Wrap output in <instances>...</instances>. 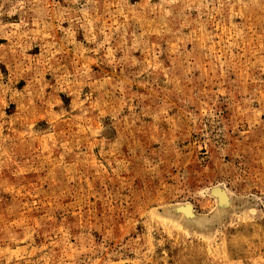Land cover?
I'll use <instances>...</instances> for the list:
<instances>
[{
	"label": "rangeland",
	"instance_id": "rangeland-1",
	"mask_svg": "<svg viewBox=\"0 0 264 264\" xmlns=\"http://www.w3.org/2000/svg\"><path fill=\"white\" fill-rule=\"evenodd\" d=\"M0 264H264V0H0Z\"/></svg>",
	"mask_w": 264,
	"mask_h": 264
},
{
	"label": "bare ground",
	"instance_id": "bare-ground-1",
	"mask_svg": "<svg viewBox=\"0 0 264 264\" xmlns=\"http://www.w3.org/2000/svg\"><path fill=\"white\" fill-rule=\"evenodd\" d=\"M220 188H221V187H220ZM213 189H214V188H213ZM214 190H215V189H214ZM221 190H223V189H221ZM212 191H213V190H212ZM221 192H222V191H221ZM221 192L218 191V193H217V195H218V197H219V198L217 197L218 199H223V198H224V194H223L224 191H223L222 193H221ZM212 193H214V192H212ZM215 194H216V193H215ZM226 198H227V197H225V200H226ZM228 198H229V197H228ZM228 198H227V199H228ZM229 199H230V198H229ZM229 199H228V200H229ZM225 200H224V201H225ZM222 201H223V200H222ZM222 201H221V203H222ZM226 201H227V200H226ZM219 202H220V201H219ZM228 202H229V201H228ZM221 203H220V204H221ZM225 203L227 204V202H225ZM220 204H219V206H220ZM228 204H229V203H228ZM222 205L224 206V204H222ZM181 206H182V207H181L180 209H181V212L184 214V216H187V218H188V217H192V216H190L191 213H192V212H191V207H190L191 205H181ZM175 209H176V208H175ZM185 218H186V217H185ZM194 218H195V217H194ZM191 219H192V218H191ZM195 219H196V221H197V218H195ZM201 220H202V219H201Z\"/></svg>",
	"mask_w": 264,
	"mask_h": 264
}]
</instances>
